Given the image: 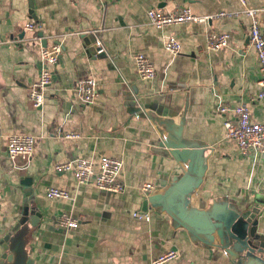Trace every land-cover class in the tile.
<instances>
[{
  "label": "crops",
  "instance_id": "1",
  "mask_svg": "<svg viewBox=\"0 0 264 264\" xmlns=\"http://www.w3.org/2000/svg\"><path fill=\"white\" fill-rule=\"evenodd\" d=\"M179 6L201 16L239 15L163 28L150 24L149 9ZM247 6L264 7V0H247ZM243 10L240 0H0V258L3 238L28 203L42 213L39 226L29 227L28 264H151L170 250L179 255L165 264H234L217 236L211 245L203 234L197 238L176 223L167 203L144 209L143 184L154 183L164 194L168 185L162 184L184 168L161 146L162 131L179 130L205 147L192 206L204 209L216 201L245 211L257 205L258 232L264 234V157L254 162L242 156L224 126L235 115L217 111L220 103L235 107L243 102L254 121H264V100L255 99L260 62L250 45L252 20ZM258 17L264 34V12ZM28 22L39 28L26 29ZM211 30L229 33L228 47L208 50ZM171 34L182 43L177 55L165 49ZM44 40L61 42L63 50L44 104L35 108L29 92L41 72ZM97 40L105 52L93 49ZM136 54L151 59L155 78L140 77ZM88 78L96 80L98 95L83 103L77 85ZM127 95L135 96L139 113L127 105ZM159 120L170 124L163 130ZM70 132L80 136L64 135ZM13 134L35 136L29 161L8 156ZM102 154L123 161L124 193L78 184L73 172L55 168L76 158L97 163ZM49 187L67 190L70 198H48ZM134 212H148L150 220ZM63 213L78 218L79 227L60 228L57 219Z\"/></svg>",
  "mask_w": 264,
  "mask_h": 264
},
{
  "label": "built area",
  "instance_id": "2",
  "mask_svg": "<svg viewBox=\"0 0 264 264\" xmlns=\"http://www.w3.org/2000/svg\"><path fill=\"white\" fill-rule=\"evenodd\" d=\"M240 1L244 6L243 12L252 20L249 35L250 45L256 51L260 62V90L255 99L264 100V34L258 17L259 12H264V7L250 8L247 6V0ZM147 14L151 25L156 28H163L170 25L184 24L186 22L205 23L214 18L236 17L239 15V12L230 13L221 11L216 14L201 16L194 14L188 6H179L173 11H165L163 8L153 7L148 10ZM25 28L28 30H36L39 28V25L34 22H28ZM91 32L97 34L99 30H93ZM229 41V33L211 30L207 35V49L219 50L228 47ZM96 44L100 48L98 50L99 53L105 52V48L99 40H97ZM165 49L169 53L177 55L182 51V43L174 34L168 35L165 38ZM62 50L63 44L61 42H55L41 48V72L38 79L30 87L29 92V100L35 108H41L44 104L46 90L53 82L55 73L53 67L58 64ZM134 60L137 72L141 78H155L156 67L150 58L144 54H136ZM77 94L83 103H91L98 95L96 80L93 78L80 80L77 85ZM217 111L221 114L232 112L235 115V119L226 118L224 126L227 137L236 141L239 147V153L242 156L254 158V162H257L259 157H264V121H254L246 103L242 102L235 107L220 103ZM64 135L69 138H77L80 136V134L75 132ZM35 140V136L29 134L11 135L7 144L8 156L12 160L21 157L29 161L33 156ZM55 168L58 172H73L78 184H93L102 192L122 194L126 191V184L119 179V174L123 168V161L120 158L102 154L97 163L90 159L76 158L57 164ZM159 189L158 185L151 182L144 183L142 186V192L145 198L150 197L159 191ZM46 196L51 199L70 198V193L61 188L49 187L46 191ZM133 215L147 221L150 220L148 212H134ZM0 216H3L1 206ZM79 224L80 220L68 213H63L57 219V225L66 231L69 229H77ZM178 255V251L170 250L154 258L151 264H165L175 260ZM55 264L60 263L57 262Z\"/></svg>",
  "mask_w": 264,
  "mask_h": 264
},
{
  "label": "water",
  "instance_id": "3",
  "mask_svg": "<svg viewBox=\"0 0 264 264\" xmlns=\"http://www.w3.org/2000/svg\"><path fill=\"white\" fill-rule=\"evenodd\" d=\"M47 44L48 41L44 40L43 46ZM93 49L97 52L100 48L95 46ZM126 99L127 105L139 113L141 108L136 104L135 96L127 95ZM161 116L173 118L177 115L161 113ZM159 122L163 130L170 124L169 121ZM162 136L161 146L184 168L182 174L162 184L164 188L168 185L164 194L156 192L144 199V209L162 206L160 202L167 203L176 223L188 228L197 238L203 234L204 242L211 245L215 244L217 236L219 244L227 250L234 264H264V234L258 232L259 206L255 205L245 211L218 204L216 201L208 202L204 209L192 206L193 192L202 181V167L206 157L201 154L205 147L184 138L179 130L168 133L162 131ZM41 218L42 213L38 208L28 203L24 206L22 217L3 238L5 254L1 256L0 264H28L26 239L30 232L29 227H38Z\"/></svg>",
  "mask_w": 264,
  "mask_h": 264
}]
</instances>
